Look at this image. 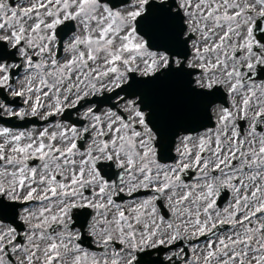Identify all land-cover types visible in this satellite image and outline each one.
Here are the masks:
<instances>
[{"label": "snow or ice", "instance_id": "1", "mask_svg": "<svg viewBox=\"0 0 264 264\" xmlns=\"http://www.w3.org/2000/svg\"><path fill=\"white\" fill-rule=\"evenodd\" d=\"M0 264H264V0H0Z\"/></svg>", "mask_w": 264, "mask_h": 264}, {"label": "flooded vegetation", "instance_id": "2", "mask_svg": "<svg viewBox=\"0 0 264 264\" xmlns=\"http://www.w3.org/2000/svg\"><path fill=\"white\" fill-rule=\"evenodd\" d=\"M53 119H58V118H53ZM17 123H19V121H17ZM40 124H42V122L37 119L36 120V125L39 126ZM28 127H32V125H28ZM192 243L195 244L197 242L193 241ZM199 243L202 244V241L200 240Z\"/></svg>", "mask_w": 264, "mask_h": 264}]
</instances>
